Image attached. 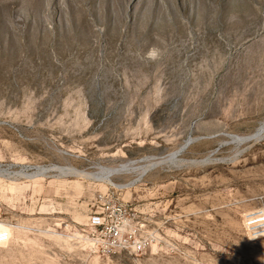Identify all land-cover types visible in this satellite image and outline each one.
Wrapping results in <instances>:
<instances>
[{
  "label": "rangeland",
  "instance_id": "rangeland-1",
  "mask_svg": "<svg viewBox=\"0 0 264 264\" xmlns=\"http://www.w3.org/2000/svg\"><path fill=\"white\" fill-rule=\"evenodd\" d=\"M258 211L264 0H0V264H264Z\"/></svg>",
  "mask_w": 264,
  "mask_h": 264
},
{
  "label": "built area",
  "instance_id": "built-area-1",
  "mask_svg": "<svg viewBox=\"0 0 264 264\" xmlns=\"http://www.w3.org/2000/svg\"><path fill=\"white\" fill-rule=\"evenodd\" d=\"M91 222L94 226H101L103 232V238H100L104 244L111 247L119 248H132L139 251L142 248V244L137 241L131 242L130 238L121 234L118 227L107 225L104 223L103 218L99 216H93ZM247 225L252 233L264 232V211L255 212L247 217ZM102 237V236H101Z\"/></svg>",
  "mask_w": 264,
  "mask_h": 264
},
{
  "label": "water",
  "instance_id": "water-1",
  "mask_svg": "<svg viewBox=\"0 0 264 264\" xmlns=\"http://www.w3.org/2000/svg\"><path fill=\"white\" fill-rule=\"evenodd\" d=\"M254 136H250V137H248V138H246V139H251V138H253ZM231 140L232 141H236L237 139H235V137L234 136H231ZM238 140H242V139H238ZM190 141L191 140H187L186 142H185V144L184 145H182L181 147H180V149H179V152H181L189 143H190Z\"/></svg>",
  "mask_w": 264,
  "mask_h": 264
}]
</instances>
